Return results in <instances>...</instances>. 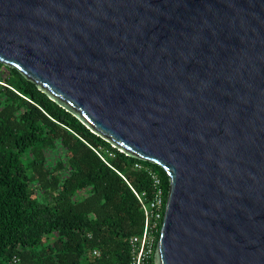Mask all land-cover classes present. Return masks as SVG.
Listing matches in <instances>:
<instances>
[{"label":"water","instance_id":"1","mask_svg":"<svg viewBox=\"0 0 264 264\" xmlns=\"http://www.w3.org/2000/svg\"><path fill=\"white\" fill-rule=\"evenodd\" d=\"M0 61L166 170L155 264H264V0H0Z\"/></svg>","mask_w":264,"mask_h":264},{"label":"trees","instance_id":"2","mask_svg":"<svg viewBox=\"0 0 264 264\" xmlns=\"http://www.w3.org/2000/svg\"><path fill=\"white\" fill-rule=\"evenodd\" d=\"M2 69L0 264H132L141 198L155 197L156 175L167 202L166 170L95 133L18 67Z\"/></svg>","mask_w":264,"mask_h":264},{"label":"built area","instance_id":"3","mask_svg":"<svg viewBox=\"0 0 264 264\" xmlns=\"http://www.w3.org/2000/svg\"><path fill=\"white\" fill-rule=\"evenodd\" d=\"M156 188L155 197L146 203L141 198L145 211V228L141 235H134L130 239L132 246V264H152L157 239L158 224L164 218L165 199L161 181L153 175ZM161 230V229H160ZM159 242V239H158ZM95 253H99L95 250Z\"/></svg>","mask_w":264,"mask_h":264},{"label":"rangeland","instance_id":"4","mask_svg":"<svg viewBox=\"0 0 264 264\" xmlns=\"http://www.w3.org/2000/svg\"><path fill=\"white\" fill-rule=\"evenodd\" d=\"M4 72H5V71L2 69V70L0 71V74H4Z\"/></svg>","mask_w":264,"mask_h":264}]
</instances>
